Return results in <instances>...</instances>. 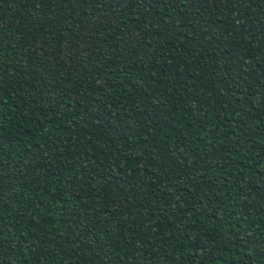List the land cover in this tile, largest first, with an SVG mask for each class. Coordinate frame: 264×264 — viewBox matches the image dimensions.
Masks as SVG:
<instances>
[{"label": "trees", "instance_id": "1", "mask_svg": "<svg viewBox=\"0 0 264 264\" xmlns=\"http://www.w3.org/2000/svg\"><path fill=\"white\" fill-rule=\"evenodd\" d=\"M0 264H264V0H0Z\"/></svg>", "mask_w": 264, "mask_h": 264}]
</instances>
